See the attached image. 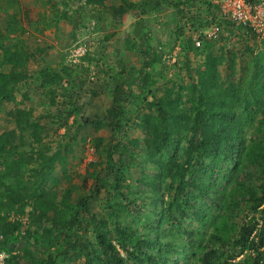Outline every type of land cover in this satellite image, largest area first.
<instances>
[{"label":"rangeland","instance_id":"rangeland-1","mask_svg":"<svg viewBox=\"0 0 264 264\" xmlns=\"http://www.w3.org/2000/svg\"><path fill=\"white\" fill-rule=\"evenodd\" d=\"M137 1L140 0L105 2L107 5H128ZM176 1L182 3L184 0ZM185 2L187 3H184L182 8L188 12L184 22L177 9L168 5H163L161 10L144 16L151 31V43L160 55L158 62L151 68L157 84L153 91L146 90L142 94H138L136 87H133L137 103H128L129 119L122 121L125 135L120 137L128 147H132V139L139 138L141 152L145 155L148 153L145 139L148 133L141 115L151 114L154 117L152 120L158 118L157 109L151 103L152 95H161L167 90H170L173 98L179 94L178 106L183 116L188 119L183 121L188 123L192 118L191 100L194 93L191 84L198 82L199 72L204 68L205 52L204 47H194L185 52L183 42L184 39L193 41L197 31L213 23L210 15L213 13V7L209 9L207 0ZM81 5H84L85 9H81ZM92 7L93 4L87 5L85 0H18V4L9 8L0 2V69L8 71L11 67L10 64L2 63L3 50L6 47L10 50L25 49L30 52L22 67L25 77L15 89V98L8 102L0 100V136L4 141L9 140L7 146L1 149L0 160L8 156L9 161L17 162L12 176L17 175V188L23 190L25 185L32 189L39 175L35 168L41 170L39 163L42 161V155H53L57 151L66 154L64 167L61 164L51 167L44 184L36 193L42 191L43 199L49 207L57 211L63 210L69 203H74L79 195L89 192L95 183L92 176L95 172L105 185L103 184L99 193L91 198L90 205L99 218L106 217L109 225H113L111 217L106 215L105 205L113 199L123 203L124 199L117 197L115 191L108 186L110 178H107L106 163L102 160L104 149L114 138L111 128L107 125L106 113L113 101L116 72L123 69L136 73L142 64L143 54L141 42L134 35L137 14L126 13L118 24L119 21L110 16L99 20L92 18ZM15 11L17 17L13 21L8 15ZM56 11H66L72 17L63 18L56 15ZM195 16L198 26L192 23ZM9 20L11 25H19L21 22L23 31L8 32ZM180 24L184 31L182 37L177 36ZM194 25L197 27L194 28ZM210 42L209 50L218 56L219 62L216 66L217 77L212 88L213 94L209 101L219 104V99H227L228 108L238 115L233 129L244 141V147L239 159L240 169L233 172L229 182L219 180L215 183L219 188H222L221 185L226 186V193L222 198H215L214 192L201 197L198 189L194 187H188L186 190H189L198 206L204 207L203 209L211 215L210 218L215 217L219 221L224 218L235 224L237 229L248 218L247 215L251 214L246 203L248 194L245 189L251 186L261 193V184H264V94L261 88L262 103L259 109L256 111L257 106L251 99L252 111H249L245 108L247 102L239 101L233 95L231 86L240 91L241 96L245 91L250 96L254 77L264 82V38L240 28L224 27L220 37ZM80 48H86L84 55H79ZM47 72L51 77H41ZM93 90L100 91L94 94ZM19 110L29 114L15 116ZM27 116L32 120L30 123H36L37 126L33 128L40 132L42 141H35L32 137L29 123L24 122V117ZM18 119H21L20 123ZM183 134L184 148L190 132L184 130ZM99 140L101 142L97 145ZM90 161L97 165L90 166ZM144 161L141 155L135 157L123 183L129 198L135 197L136 192L146 194L147 198L143 203L147 210L136 208V204L130 200L124 201L125 203L117 209L118 220L130 223L136 230L137 237L147 235L145 224L151 222L147 214L149 209L154 205L164 207L169 201V177L157 187V193L154 194V198L158 199L156 204L150 198L151 189L137 180L142 175ZM0 170L5 171V167L1 165ZM146 172L150 176L156 174L155 171H152V174H149L148 170ZM187 179L196 185H210V188H213L211 182L214 178L209 173L195 172L194 178ZM0 180L2 192L6 189L5 185L9 183V179ZM237 185H243V189L235 190ZM68 190L70 194L66 197ZM37 199L38 196L28 198L21 214L17 213V205L9 210V221L22 215V232L29 227L31 231L36 230L42 234L43 227L50 225V220H39L36 217L37 211L33 212ZM211 221L192 217L189 221L200 233L203 243L214 241L211 238V232L214 230ZM79 234L84 236V240L94 242L95 231L92 226L87 225ZM33 244L32 236L21 237L11 244V253L20 255L19 262L27 260L22 256L25 249L30 250L36 259L47 256L48 250L43 242ZM60 246L61 243L58 242L54 248ZM1 253L4 255L0 256V264H5L8 253L2 251L0 255ZM122 253L125 254L123 251ZM242 257L238 255L235 260L239 261ZM81 261L83 256L73 253L71 261L66 264H79Z\"/></svg>","mask_w":264,"mask_h":264},{"label":"trees","instance_id":"trees-1","mask_svg":"<svg viewBox=\"0 0 264 264\" xmlns=\"http://www.w3.org/2000/svg\"><path fill=\"white\" fill-rule=\"evenodd\" d=\"M105 1L85 0V4H93L90 16L98 20L110 16L118 20L120 24L126 13L137 14L134 35L141 42L143 54L142 64L136 73L123 69L116 72L113 101L106 113L107 125L111 128L114 138L104 149L102 156V160L106 163L107 178H110L108 186L115 191L117 197H122L124 201L130 200L136 204V208L147 210L143 203L147 198L146 194L136 192L135 197L129 198L124 191L126 185L123 183L135 157L141 155L145 163L142 165V175L137 180L151 189L150 198L156 204L158 199L154 198V194L157 193V187L169 177L168 204L164 207L154 205L149 209L147 214L151 222L149 221L150 225L145 224L147 235L137 237L136 230L130 223L117 218V209L125 203L124 201L122 203L118 199H113L105 205L106 215L111 217L113 225H109L106 217L99 218L91 207V198L99 193L100 187L104 184L97 173H92L95 183L88 193L79 195L74 203H69L67 208L57 211L49 207L43 199L42 191L36 192L44 184L51 167L57 164L64 167L66 154L57 151L53 155H42V161L39 163L41 170L35 168L39 175L32 189L25 185L23 190L17 188V175L12 176V172L17 168V162L9 161L8 156H5L4 160H0V169L1 165L5 167V171L0 170V178L9 179L8 184L4 183L6 189L0 192V252L8 253L5 264H66L71 261L73 253L83 256V261L79 264H264V184H261V193L256 192L251 186L245 189L248 194L246 203L251 214L247 215L248 218L237 229L235 224H231L224 218L220 221L215 217L210 218L211 215L203 209L204 207H199L197 201L189 194V190H186L188 187H194L198 189L201 197L214 192L215 198H222L226 193V186L221 185L222 188H219L215 183L219 180L229 182L233 172L240 169L239 159L244 147V141L233 129L238 121V115L228 108L227 99H219V104L209 101V97L213 94L212 88L217 77L216 66L219 62L218 56L209 50L212 40H204L202 46L196 47L191 39H184L185 52H189L194 47L198 49L204 47L205 52L204 68L199 72L198 82L191 84L194 93L191 100L192 118L188 123L183 121L188 119L183 116L178 106L179 94L173 98L170 90H167L161 95H152L151 103L157 109L158 118L152 120L154 117L151 114L141 115L142 123L148 133L145 138L148 153L145 155L141 152L139 138L131 140L132 147L126 146L121 138L125 135L122 121L129 119L128 103H137V97H135L137 95L133 92V87H136L138 94H142L146 90L153 91L157 84L151 68L158 62L160 55L151 43V31L147 27L144 16L161 10L163 5H168L177 9L184 22L188 11L183 9L182 5L187 2L185 0L182 3L176 0H140L128 5H107ZM0 2L8 8L18 4V0H0ZM207 5L209 9L213 6L208 0ZM80 8L85 9V6L81 5ZM55 14L68 19L72 17L66 11L60 13L56 11ZM210 15L213 20V13L211 12ZM8 16L15 21L16 11ZM197 21L195 16L192 23L198 26ZM10 23L9 20L8 32L23 31L21 22L18 23L19 25ZM195 25L194 28L197 27ZM183 33V26L180 24L177 36L182 37ZM29 55L30 52L25 49L16 51L6 47L3 50L2 63L10 64L11 67L8 71L0 69V100L8 102L15 98V89L25 77L22 67ZM41 77L48 79L51 74L47 72ZM252 82L253 90L250 96L246 91L241 96L240 91L232 86L231 91L239 101L247 102L245 108L249 111H252L250 102L253 99L252 103L257 106V111L262 103L260 89H263L264 94V82L256 80V76ZM99 91L93 90V93L97 94ZM17 114L21 116L29 113L19 110L15 116ZM24 118V122L29 123L31 127L34 140L42 141L40 132L33 128L37 126L36 123H30L32 120L29 116ZM18 121L20 123L21 119ZM184 130L189 131L190 134L186 140V147L183 148ZM100 142L101 140L97 145ZM8 143L9 140L4 141L0 136V154L1 149H4ZM89 165L94 167L97 163L90 161ZM147 170L149 174H152V171L156 174L150 176ZM199 171L213 175L214 179L211 182L213 190L210 185L207 187L196 185L187 179V177L194 178L195 172ZM84 182L86 183V179ZM242 189L243 185H237L235 188L238 191ZM69 194L68 190L65 196L69 197ZM36 196L38 199L32 210L37 211V219L50 220V225L43 227L42 234L36 230L31 231L29 227L22 232L20 219L22 215L9 221V210L17 205V213H23L28 198ZM191 217L197 220H212L213 242H202L200 233L189 222ZM186 220L187 223H185ZM87 225L92 226L95 231L94 242L84 240V236L79 234L87 228ZM30 236L34 238V244L40 242L45 244L48 250L47 256L36 259L31 255L30 250L25 249L22 256L27 260L19 262L20 255L11 253V244L21 237ZM58 242L61 246L56 249L54 246ZM238 255L243 257L236 261Z\"/></svg>","mask_w":264,"mask_h":264},{"label":"built area","instance_id":"built-area-1","mask_svg":"<svg viewBox=\"0 0 264 264\" xmlns=\"http://www.w3.org/2000/svg\"><path fill=\"white\" fill-rule=\"evenodd\" d=\"M213 4V23L193 36L196 47L204 40H216L224 27L240 28L248 33L264 38V0H208ZM79 55H84L86 48H80ZM76 60H74L75 62ZM1 253L0 256H3Z\"/></svg>","mask_w":264,"mask_h":264}]
</instances>
